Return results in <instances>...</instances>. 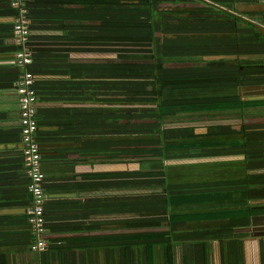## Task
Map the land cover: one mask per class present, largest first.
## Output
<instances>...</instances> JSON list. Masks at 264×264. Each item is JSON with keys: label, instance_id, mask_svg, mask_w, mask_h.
I'll use <instances>...</instances> for the list:
<instances>
[{"label": "trees", "instance_id": "16d2710c", "mask_svg": "<svg viewBox=\"0 0 264 264\" xmlns=\"http://www.w3.org/2000/svg\"><path fill=\"white\" fill-rule=\"evenodd\" d=\"M196 1L24 0L32 31L24 46L6 42L14 38L18 9L10 0H0V16L5 18L0 22V54L15 55L23 48L30 53L24 66L12 62L14 56L0 66V90L16 93L15 82L27 70L37 102L64 103L38 106L35 112L49 246L38 252L29 249L32 231L26 213L11 221L0 217V264H10L12 252H52L60 241L51 236L52 226H69L73 234L113 243L127 239L136 243L130 252L143 256L144 264H194L196 242H205L209 255L213 241L222 250L228 247L232 264L241 262L242 240L235 229L248 224L247 200L264 193H238L249 179L233 178L224 170L216 175L215 157L235 153L246 139L231 126L217 125V113L243 105L231 96L217 101L215 74L169 65L171 60L217 53L209 51L217 42L210 34L217 12L211 3L217 0L204 6L164 5ZM74 2L82 8L63 7ZM44 27L60 28L63 40L75 47L43 42L35 31ZM78 47L112 56L78 61L72 59ZM89 77L112 83L85 87ZM128 78L146 79L152 87L123 86ZM5 118L11 119L2 109L0 143H21L19 119L8 125ZM218 129L227 137L220 142ZM14 151L9 162L18 172L19 196L31 202L22 147ZM86 163L91 169L77 178L75 166ZM55 191H73L75 196L52 197ZM13 192L5 194L0 186V200L18 196ZM3 245L15 251H2Z\"/></svg>", "mask_w": 264, "mask_h": 264}, {"label": "crops", "instance_id": "0c3cea01", "mask_svg": "<svg viewBox=\"0 0 264 264\" xmlns=\"http://www.w3.org/2000/svg\"><path fill=\"white\" fill-rule=\"evenodd\" d=\"M205 1L214 2V0H197L196 2H171L167 5L174 7L204 6ZM217 2V4L211 3L213 7L215 5L217 12L216 21H214L216 22L215 30L210 31L212 36L216 35L217 42L209 49L210 52L217 49V53L184 61L171 60L169 65L185 66L191 68L193 72L205 70V72L215 74L217 76V101L224 95L231 96L242 103L243 106L240 109L232 108L221 113L218 112L216 115L217 125L231 126L233 130L240 133L239 135H245L246 139H243L239 146L237 145L235 153L231 155L218 154L215 157V172L216 175H220L224 170L230 173L233 178L249 179L246 181L247 183L242 184L246 186L241 187L238 193H252L256 190L264 193V0H217ZM82 6L75 2L63 5V7L74 10H78ZM4 19L0 16V22ZM72 25V28H80L79 24ZM35 34L41 35L43 42L45 40H47L45 42H53L52 45L75 47V44L69 45L67 41L63 40V32L60 28H39ZM49 36L52 38H43ZM10 40L13 41L14 38L8 39L6 42H10ZM85 47L91 48L92 46L86 45ZM90 50L93 51V49L82 50L81 47H78L77 50L72 51V59L78 61L98 60L99 54L82 52ZM100 55L102 54L100 53ZM12 56L14 54L1 53L0 66L7 64ZM96 82L111 84L112 80H93L89 77L85 80V87L87 84ZM245 102L247 103L245 104ZM62 104L64 103L60 101L37 102L36 111L38 106H59ZM2 109L6 110L11 118L4 120L8 125L12 124L10 123L12 120L19 119V102L15 92L0 90V112ZM219 129L216 133L218 142L227 138L221 134ZM14 149L21 150V143H0V180H2L0 186L5 194H12L13 190V193L18 194L16 197L13 194V197L0 200L1 220L8 221L25 214L31 203L29 198L19 196L23 192L21 189L18 191L20 187L17 181L18 172L12 168L9 162V158L15 159ZM88 164L75 166L77 178L81 172L91 169ZM96 166L97 164H94L93 170ZM223 174L227 175V173ZM10 181L14 183L11 184L13 189L8 186ZM50 195L59 198L73 197L75 192L55 191ZM248 201L251 211L248 215V224L235 229L242 240L240 247H237L240 253L238 261H241L239 264H264V196H253ZM94 217L95 215L91 218ZM51 232H53L52 237L58 236L60 239L59 242H56V246L52 247L54 252L48 251L46 255L43 254L44 256L41 253L29 255L26 252L16 255L12 252L10 253V264H144L143 256L139 253L132 255L130 252V246L133 247L136 243L131 245L127 239L125 242L113 243L107 240L109 238H101L96 235L73 234L69 226H52ZM210 246L211 253L208 255L206 243L196 242L193 246L194 264H232L229 257H226V254L228 255L227 246L222 250L219 241H213ZM119 248H122V251H119ZM1 249L2 251H15L10 245H3Z\"/></svg>", "mask_w": 264, "mask_h": 264}, {"label": "built area", "instance_id": "2783aa9c", "mask_svg": "<svg viewBox=\"0 0 264 264\" xmlns=\"http://www.w3.org/2000/svg\"><path fill=\"white\" fill-rule=\"evenodd\" d=\"M11 5L18 9V14L13 23L14 40L25 46L29 39V19L26 15L24 0H10ZM264 59V53H263ZM12 62L24 66L30 62V53L23 48L18 50ZM33 77L29 71H23L20 78L15 82L16 94L19 102V126L21 133V147L24 166L29 178L27 185L31 194V205L26 211V220L32 231V241L29 249L32 251H43L48 248L45 236V225L43 217V203L45 194L42 187L43 171L40 168V148L35 140L38 124L35 118L37 96L32 87Z\"/></svg>", "mask_w": 264, "mask_h": 264}, {"label": "rangeland", "instance_id": "374dc122", "mask_svg": "<svg viewBox=\"0 0 264 264\" xmlns=\"http://www.w3.org/2000/svg\"><path fill=\"white\" fill-rule=\"evenodd\" d=\"M164 5L168 6L167 4H164ZM109 56H112V55H110V54L98 55V58L99 57L100 58H103L104 57L106 59V57L109 58ZM122 85L123 86H132V85H134L136 87H142V88H146V89L152 87L151 83L148 82V81H146V79L143 80V79H137V78H128V79H125V81H122ZM122 167H127V165L121 166L120 168H122Z\"/></svg>", "mask_w": 264, "mask_h": 264}]
</instances>
